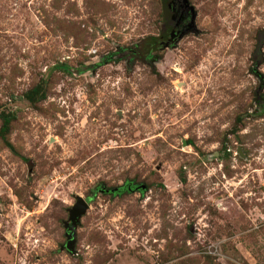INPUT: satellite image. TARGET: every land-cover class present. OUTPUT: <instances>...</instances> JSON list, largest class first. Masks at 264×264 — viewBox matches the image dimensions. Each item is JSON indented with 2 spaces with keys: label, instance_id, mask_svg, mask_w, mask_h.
Listing matches in <instances>:
<instances>
[{
  "label": "rangeland",
  "instance_id": "obj_1",
  "mask_svg": "<svg viewBox=\"0 0 264 264\" xmlns=\"http://www.w3.org/2000/svg\"><path fill=\"white\" fill-rule=\"evenodd\" d=\"M187 2L0 0V264H264V0Z\"/></svg>",
  "mask_w": 264,
  "mask_h": 264
},
{
  "label": "water",
  "instance_id": "obj_2",
  "mask_svg": "<svg viewBox=\"0 0 264 264\" xmlns=\"http://www.w3.org/2000/svg\"><path fill=\"white\" fill-rule=\"evenodd\" d=\"M183 7L187 8L189 11V21L186 25L184 31L193 30V19H194V10L192 6L188 5L187 0H181ZM138 188V187H136ZM143 189V186L139 187ZM75 201L73 205L67 210V220L64 223L65 238L66 244L65 249L70 250L74 240V230L79 223V218L85 213L87 209V202L80 197L75 196Z\"/></svg>",
  "mask_w": 264,
  "mask_h": 264
},
{
  "label": "flooded vegetation",
  "instance_id": "obj_3",
  "mask_svg": "<svg viewBox=\"0 0 264 264\" xmlns=\"http://www.w3.org/2000/svg\"><path fill=\"white\" fill-rule=\"evenodd\" d=\"M172 3H173L174 11L176 13V21H175V24L172 28V31L173 30L175 31L179 27H182V29L185 30L186 25L188 24V21H189V11L187 8L183 7L181 0H172ZM161 44H163V43H161ZM128 189H129V187H128Z\"/></svg>",
  "mask_w": 264,
  "mask_h": 264
},
{
  "label": "trees",
  "instance_id": "obj_4",
  "mask_svg": "<svg viewBox=\"0 0 264 264\" xmlns=\"http://www.w3.org/2000/svg\"><path fill=\"white\" fill-rule=\"evenodd\" d=\"M35 91L36 90H32V92H30L31 94H34L35 93ZM27 95V100H30V96H28V94H26ZM122 189L120 188L119 190H113V191H111L112 193H118V192H120ZM90 200V198H88V199H86V202H88Z\"/></svg>",
  "mask_w": 264,
  "mask_h": 264
}]
</instances>
